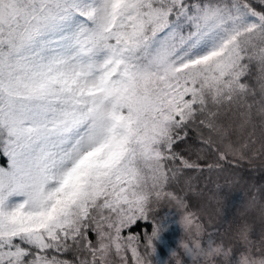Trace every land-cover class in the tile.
Wrapping results in <instances>:
<instances>
[{
	"label": "snow or ice",
	"instance_id": "1",
	"mask_svg": "<svg viewBox=\"0 0 264 264\" xmlns=\"http://www.w3.org/2000/svg\"><path fill=\"white\" fill-rule=\"evenodd\" d=\"M257 143L264 154L252 0H0V264H153L164 199L195 229L192 264H256L250 225L239 253L204 241L168 184ZM140 220L151 233L124 234Z\"/></svg>",
	"mask_w": 264,
	"mask_h": 264
},
{
	"label": "trees",
	"instance_id": "2",
	"mask_svg": "<svg viewBox=\"0 0 264 264\" xmlns=\"http://www.w3.org/2000/svg\"><path fill=\"white\" fill-rule=\"evenodd\" d=\"M252 3L257 10L264 9V5H261L259 0H252ZM252 71L255 74L256 69L253 68ZM247 79L254 87L258 86L254 75ZM256 148H259V143L246 152L245 159L229 156L227 160L220 162L219 169L212 171L205 169L203 172L186 170L168 184L177 185L183 191V197L188 205L187 210L195 213L198 223L202 225L204 233L202 239L207 241L208 233H214L213 238L216 243H223L225 248L232 247L234 253L244 250L243 242L238 235L244 224L251 226L249 239L252 241L255 255H260L259 249L262 238H264V185L262 186L264 154H254ZM208 159H215V154L210 155ZM201 163L206 164V161H201ZM0 164L3 166L6 164L5 157L0 156ZM203 196L211 197V201H202ZM236 199L237 201L234 202ZM247 200L251 201L253 206L248 210H241L240 202H247ZM166 204V202H160L158 207L154 204L157 210L153 211L151 216L152 219L161 220L163 229L159 238L154 241L156 253L152 257L153 264H177V260L183 261V264H192L185 256L181 243H191L190 237L194 235L195 229L185 232L179 222L180 216H171L172 212L174 213L177 209L176 206L173 211L165 207ZM176 214L181 215L180 212ZM146 231L151 233L152 225L140 220L127 228L124 234H139L143 237ZM89 235L95 241V234L90 233ZM169 250L177 251L178 255L172 257V254H168ZM66 258L73 259L70 254ZM113 260L119 264L118 257L113 256ZM128 260L129 264H133L130 253ZM216 260L217 264H222L220 258Z\"/></svg>",
	"mask_w": 264,
	"mask_h": 264
},
{
	"label": "rangeland",
	"instance_id": "3",
	"mask_svg": "<svg viewBox=\"0 0 264 264\" xmlns=\"http://www.w3.org/2000/svg\"><path fill=\"white\" fill-rule=\"evenodd\" d=\"M253 85V84H252ZM256 87H258V86H256ZM6 159V158H5ZM7 165V159H6V164L4 165V166H6ZM0 166H3V165H1L0 164ZM236 179V178H235ZM170 184V183H169ZM264 185V182L262 183V186ZM174 186V187H173ZM175 188V189H174ZM168 190L169 191H172V192H174L176 195H178V196H181V197H183L184 195H183V191L180 189V188H178L177 187V185H173V184H171V185H168ZM184 198V197H183ZM14 199H17V200H20V199H23V198H14ZM185 199V198H184ZM201 200L202 201H204V202H209V201H211V197H209V196H207L206 198H205V196H203L202 198H201ZM237 201V199L234 201V202H236ZM241 201V200H240ZM161 202H166L167 204H166V206L165 207H167L169 210L170 209H174L175 208V204L172 202V201H170V200H168V199H164L163 201H161ZM160 203V202H159ZM155 204V203H154ZM230 204H232V202L230 203ZM229 204V205H230ZM240 208H241V210H243L244 209V211L245 210H248V209H250L252 206H253V204H252V202L250 201H248L247 200V202L246 201H244V202H240ZM175 210V209H174ZM173 210V211H174ZM177 212H180L178 209H176L175 211H174V213L172 212V217L174 216V217H179L180 216V214H176ZM238 212H239V210H238ZM177 219H179V218H177ZM190 243V242H189ZM169 253L168 254H172L173 252H174V250H169L168 251ZM159 258V257H158ZM191 262V261H190ZM192 263V262H191Z\"/></svg>",
	"mask_w": 264,
	"mask_h": 264
},
{
	"label": "clouds",
	"instance_id": "4",
	"mask_svg": "<svg viewBox=\"0 0 264 264\" xmlns=\"http://www.w3.org/2000/svg\"><path fill=\"white\" fill-rule=\"evenodd\" d=\"M89 163H92V161H89ZM256 264H264V256L261 255H255Z\"/></svg>",
	"mask_w": 264,
	"mask_h": 264
}]
</instances>
